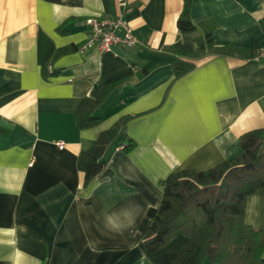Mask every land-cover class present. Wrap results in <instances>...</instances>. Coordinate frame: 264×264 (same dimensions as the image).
Returning a JSON list of instances; mask_svg holds the SVG:
<instances>
[{
	"label": "crops",
	"instance_id": "obj_1",
	"mask_svg": "<svg viewBox=\"0 0 264 264\" xmlns=\"http://www.w3.org/2000/svg\"><path fill=\"white\" fill-rule=\"evenodd\" d=\"M182 5L0 0V264H201L185 235L148 251L135 234L162 197L161 179L211 168L238 154L241 134L264 128V0H192L190 33L176 26ZM118 14L133 46L78 50L88 18ZM208 27L224 51L183 54ZM175 58L194 67L175 77ZM110 83L97 121L78 127L83 99ZM122 115L133 116L134 147L109 141L114 174L85 183L78 153ZM244 221L264 228V187L247 196Z\"/></svg>",
	"mask_w": 264,
	"mask_h": 264
},
{
	"label": "trees",
	"instance_id": "obj_2",
	"mask_svg": "<svg viewBox=\"0 0 264 264\" xmlns=\"http://www.w3.org/2000/svg\"><path fill=\"white\" fill-rule=\"evenodd\" d=\"M191 2L183 0L176 19L180 33L195 29L190 15ZM211 31L208 27L203 36H195L194 51H183V54L199 57L207 50L224 51V47L213 44ZM172 64L175 77L194 67L193 61L178 58ZM113 85L104 86L95 97L83 99L75 114L78 127L97 121L93 114L95 107ZM132 117L120 116L98 133L89 149L78 153L76 164L84 174L85 183L114 174V168L103 157L109 141L115 140L117 147L126 152L134 147V140L125 133ZM238 145L237 155L211 168L179 169L160 180L162 197L156 206L148 207L146 229L135 234L148 251L181 234L198 243L201 264H264V228L252 227L244 221L247 196L264 187V128L244 132L238 138Z\"/></svg>",
	"mask_w": 264,
	"mask_h": 264
},
{
	"label": "built area",
	"instance_id": "obj_3",
	"mask_svg": "<svg viewBox=\"0 0 264 264\" xmlns=\"http://www.w3.org/2000/svg\"><path fill=\"white\" fill-rule=\"evenodd\" d=\"M119 2L123 3V0ZM86 24L89 34L78 48L81 52L90 47H97L99 50H110L114 45L131 47L137 41V37L132 33L122 14L90 17L86 20ZM118 29H122V33H118ZM57 145L62 148L64 143L58 141Z\"/></svg>",
	"mask_w": 264,
	"mask_h": 264
}]
</instances>
